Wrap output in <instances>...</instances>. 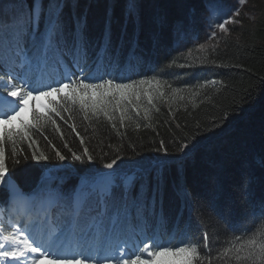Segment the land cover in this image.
<instances>
[{"label":"trees","instance_id":"16d2710c","mask_svg":"<svg viewBox=\"0 0 264 264\" xmlns=\"http://www.w3.org/2000/svg\"><path fill=\"white\" fill-rule=\"evenodd\" d=\"M61 1L69 48L73 29L83 24L88 43L84 70L101 68L117 82L158 80L163 96L149 114L123 122L120 115L109 120L91 112L84 119L82 111L70 107L72 118L64 113L67 123L54 116L63 139L51 124L39 134L34 131L36 145H17L28 157L19 164L6 146L8 183L13 179L24 193H38V203L56 198L67 211L81 193L76 229L86 237L99 227L101 241L110 234L135 248L147 237L180 246L198 242L203 248L207 233L209 247L201 252L200 264H237L234 252L225 256L235 237L255 233L264 238V170L258 167L264 159V0L243 5L239 0ZM30 3L0 0V75L15 65L9 21L14 15L27 17ZM237 9L240 23L221 32L216 25ZM109 27L112 46L104 53ZM28 47L35 52L39 42L29 40ZM61 51L63 57L50 53L46 62L33 58L30 75L63 65L80 68L63 40ZM184 93L194 97L183 100ZM45 135L66 160L55 157ZM65 141L78 154L88 147L93 161L72 160ZM184 142L189 148L196 144L190 152L185 149L187 155L176 151ZM37 147L50 159L33 160ZM117 155V165L107 168ZM157 174L163 175L159 191L153 181L151 195L145 196L142 182ZM8 199V188L0 189V204Z\"/></svg>","mask_w":264,"mask_h":264},{"label":"snow or ice","instance_id":"6c2138e0","mask_svg":"<svg viewBox=\"0 0 264 264\" xmlns=\"http://www.w3.org/2000/svg\"><path fill=\"white\" fill-rule=\"evenodd\" d=\"M246 0H239L241 5ZM133 8L135 5L132 6ZM240 16V10L237 9L227 19L219 22L216 27L223 33H228L227 25L240 23L236 17ZM11 35L8 37L10 43L14 45L16 58L25 64L32 62L33 58L47 60L50 53L61 51V42L63 40L64 48L74 58L75 66L80 67V75L69 71L62 74L60 81L54 84H47L40 87L33 86L30 79L23 75L13 76L11 74L0 75V84L7 92V96L14 98L11 102H6V107L0 111V189H9V201L20 204L27 203L25 194L19 189V186H12L8 183V166L6 164V146H10V155L13 163L19 164L21 159L27 160L28 157L23 155V149L17 148L18 143L28 142L31 149L37 141L33 138V132L41 133V130L47 128L49 124L55 126V131L61 132L59 124L55 117L60 120L65 119L64 113H69L68 119L72 118V110H79L84 113V119H88V113L92 115L103 113L109 120L113 119L110 110L121 113V122L125 119L127 109L122 105H131L139 114V106L142 96L146 98L148 105H153L152 92H141L139 85L155 83L159 87V81L141 79L138 84L136 81L117 82L114 78H99L91 74H86L82 62H87V37L84 34L83 24L80 25L79 31L73 29V39L71 48L68 47L66 38L67 25L63 19V12L59 0H49L45 4L44 0H31L30 9L27 17L14 15L9 21ZM43 26V31H42ZM0 25V29H2ZM216 33L213 32V36ZM31 40L33 44L39 42V47L33 52L28 47ZM112 46V32L109 27L104 34V45L102 51H107ZM203 47V46H201ZM7 76V79L5 78ZM163 96V92L160 93ZM147 115V109L145 110ZM30 113V115H28ZM115 127V124H113ZM199 127V126H198ZM71 131L79 136L74 124L70 125ZM49 145L51 140L45 135L43 137ZM190 139H195L191 137ZM84 144V139H80ZM199 143V141H196ZM196 144L189 148L188 142L181 143L177 146L176 151L184 153L185 149L192 151ZM64 147L71 154V159L79 162H91L94 159L93 154L88 147H84L81 153L73 151L65 141ZM160 147L167 152L164 142H160ZM55 157L64 161L66 157L60 150L52 145ZM18 151L19 156L18 158ZM37 152L39 154H37ZM31 158L35 161H47L50 159L44 151L37 147L32 151ZM121 159L117 155L107 168L112 169ZM264 170V159L258 166ZM153 181L155 189L158 192L163 181V175L157 174L151 177L147 184L142 182L144 195L149 196L152 193ZM264 207V205H262ZM236 244L230 245L225 249V256L234 252V260L237 264H264V238H256V234L248 237H235ZM183 246L175 244H166L149 237L141 242V245L135 252L128 254V258H118L115 264H200V254L204 249L209 247L208 234L203 237V248L198 242H181ZM52 245L42 247L37 239L25 231L24 228L13 225L11 231H8L5 225L0 222V261L5 264H40L41 260H47L48 264H113L109 259H97L96 257L86 254L87 250L83 248H67L57 245L55 251H50ZM147 257V258H145Z\"/></svg>","mask_w":264,"mask_h":264},{"label":"rangeland","instance_id":"374dc122","mask_svg":"<svg viewBox=\"0 0 264 264\" xmlns=\"http://www.w3.org/2000/svg\"><path fill=\"white\" fill-rule=\"evenodd\" d=\"M138 87L140 88L141 92L149 91V90L152 92L153 105H148L146 102V98L143 96H142V99L140 101L139 114H137V112L134 110L133 106L122 105V107H125L127 109V111L125 112V118H127V119L137 118L138 115L146 114V112H145L146 109H147V114H149L150 111L154 108V106L156 104L155 100L161 96L160 93L162 91H160V87H157V85L155 83L145 84V85H139L138 84ZM173 94L175 97L177 96L176 92H174ZM184 94L187 95L188 97L183 96V98H184L183 100H186L188 98L190 99V98L194 97L192 94H189V93H184ZM175 97H174L175 102H178ZM13 99L14 98L9 97V96H1L0 97V111L4 109V105L6 104V102H10ZM179 99H180V96H179ZM190 101H192V100H190ZM110 115H112L113 117H117L118 115L121 116V113L119 111L110 110ZM34 198H35L34 195L33 196H25V200L28 201L27 203H24V205H22L23 204L22 202L20 204L14 203V207H12V208L15 209L17 207L18 209H24L26 207V209H24V210H27L29 212V210L32 209V203L34 201ZM0 218L1 219L3 218V213L1 214V210H0ZM24 229L26 232L31 234L34 239H37L42 247H47L49 245H52L53 247L49 249L50 251H55L57 245H62L63 247H66V245H69L70 243H72L74 241V240H71L70 238L66 239V234H64V235L58 234L57 235L58 232L54 229V227L52 228V231L47 232L45 235L39 234V232H40L39 223L34 228H32V226L27 224L26 227H24ZM72 230L73 229H72V225H71L70 229L68 230L70 232L69 235L72 234L71 233ZM107 244L108 245L106 247H104L102 250L94 251L93 247L96 245L95 240H94L92 242V246H90L89 249H86L87 250L86 254L89 256L96 257L97 259L112 260L113 264H115V261L118 258H122V256H120V245L117 248H114L115 247L114 242L110 241ZM126 258H128V255ZM0 264H2V261H0ZM40 264H48V261L47 260H41Z\"/></svg>","mask_w":264,"mask_h":264},{"label":"water","instance_id":"95a60500","mask_svg":"<svg viewBox=\"0 0 264 264\" xmlns=\"http://www.w3.org/2000/svg\"><path fill=\"white\" fill-rule=\"evenodd\" d=\"M9 185L17 186L18 183H17L15 180L11 179V180L9 181ZM19 189H20V187H19ZM20 190H22V189H20ZM8 191H9V189H8Z\"/></svg>","mask_w":264,"mask_h":264},{"label":"bare ground","instance_id":"6f19581e","mask_svg":"<svg viewBox=\"0 0 264 264\" xmlns=\"http://www.w3.org/2000/svg\"><path fill=\"white\" fill-rule=\"evenodd\" d=\"M22 203H23V202H22ZM22 205H24V203H23ZM24 209H26V207H25ZM24 213H25V211H24Z\"/></svg>","mask_w":264,"mask_h":264}]
</instances>
